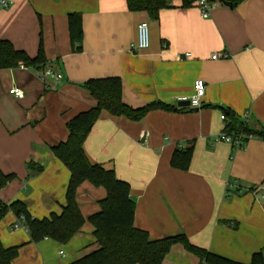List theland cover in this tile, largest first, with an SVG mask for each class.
<instances>
[{"label": "crops", "instance_id": "0c3cea01", "mask_svg": "<svg viewBox=\"0 0 264 264\" xmlns=\"http://www.w3.org/2000/svg\"><path fill=\"white\" fill-rule=\"evenodd\" d=\"M0 6V37L35 56L42 37L48 67L63 74L45 80L32 67L0 70V168L15 174L0 198L20 200L35 218L60 214L66 202L70 171L52 153L68 136L67 121L96 104L82 86L91 78L119 76L123 100L139 108L152 101L175 109L151 110L139 121L103 113L84 148L92 162L113 169L129 182L135 201V226L153 239L184 233L192 243L229 259L248 263L264 257V141L251 138L244 147L219 140L226 127L221 115L231 110L248 125L264 126V0L236 6L219 0L204 18L196 4L172 0L151 19L131 11L126 0H8ZM82 14V50L72 49L68 14ZM150 25L151 44L134 53L130 43L137 26ZM229 52L213 59L214 52ZM205 81L202 106L181 105ZM24 91L21 99L9 90ZM193 143L188 170L173 168L176 148ZM43 166L33 173L27 162ZM104 187L85 181L77 200L88 218L100 210ZM9 211L0 220V241L19 246L12 264H67L98 249L94 226L86 222L68 243L31 240L15 230ZM163 264H205L174 244Z\"/></svg>", "mask_w": 264, "mask_h": 264}, {"label": "trees", "instance_id": "16d2710c", "mask_svg": "<svg viewBox=\"0 0 264 264\" xmlns=\"http://www.w3.org/2000/svg\"><path fill=\"white\" fill-rule=\"evenodd\" d=\"M172 0H126L131 11H145L151 19H158L160 11L170 5ZM182 7L188 8L197 0H181ZM214 1V0H210ZM224 4L236 6L245 0H219ZM68 28L72 49L82 50L84 32L82 14H68ZM48 65V59L42 37L38 51L31 56L25 50H20L7 39L0 37V70L12 69L19 66L43 70ZM96 104L77 113L67 121L68 136L64 141L52 146L55 157L60 159L70 171V179L66 189V202L60 214L52 213L49 217L35 218L20 200L7 203L0 198V220L9 211L16 216V221L23 217V223L34 242L51 238L59 243H68L82 230L88 221L94 226L93 235L98 249L67 264H163L164 258L171 247L181 243L186 250L197 255L205 264H264L261 251L255 252L248 263H242L209 251L207 248L191 242L184 233H178L158 239H153L149 232L135 226V201L131 197L129 182L117 177L113 169H108L100 163L92 162L84 148L85 141L103 113L113 116H125L139 121L151 110H173V106L152 101L146 105L134 108L123 100V82L119 76L91 78L83 82ZM228 123L226 130L239 131L246 135H254L264 141V126L253 128L240 120L235 114L224 109ZM193 143L174 150L170 164L173 168L186 171L190 167L193 156ZM30 172L42 170L41 164L27 162ZM15 174H6L0 168V190L6 187ZM85 181L96 187H104L106 197L100 200V210L86 218L77 200L78 187ZM264 183V182H263ZM19 246L5 247L0 241V264H12L18 255Z\"/></svg>", "mask_w": 264, "mask_h": 264}, {"label": "built area", "instance_id": "2783aa9c", "mask_svg": "<svg viewBox=\"0 0 264 264\" xmlns=\"http://www.w3.org/2000/svg\"><path fill=\"white\" fill-rule=\"evenodd\" d=\"M196 6L200 9L201 14L204 18H207L211 14V9L216 5V1H210V0H197ZM10 5V2L8 0H0V6L2 7H8ZM151 44V35H150V25L148 21L143 20L138 23L137 26V38L135 41L130 43V50L134 53L140 52L142 50H146L150 47ZM230 56L229 52H214L212 54L213 59L217 58H228ZM49 77H53L56 81H60L63 78V74L60 72L55 71L51 67H46L40 72V78L42 80H45ZM205 88L206 84L205 81L202 79H197L194 83V94L190 97H181V101H189V106L193 108H199L202 106V97L205 94ZM9 92L14 95L16 98L21 99L24 97V91L18 87H13L9 90ZM249 112H246L243 115V119L246 124H248L249 119ZM222 120L227 123L229 122L227 119V116L225 113H222L221 115ZM226 127L222 132L219 133L218 139L228 142L232 144L234 147H244V142L246 140H249L251 138H255L254 135H246L239 131L229 132L226 130ZM262 189L264 191V185L262 186ZM23 217L19 220H17L13 227L15 230L18 229H24L27 231V227L24 225Z\"/></svg>", "mask_w": 264, "mask_h": 264}, {"label": "water", "instance_id": "95a60500", "mask_svg": "<svg viewBox=\"0 0 264 264\" xmlns=\"http://www.w3.org/2000/svg\"><path fill=\"white\" fill-rule=\"evenodd\" d=\"M179 104H183V105H189V101L187 100V101H183V102H181V103H179Z\"/></svg>", "mask_w": 264, "mask_h": 264}]
</instances>
